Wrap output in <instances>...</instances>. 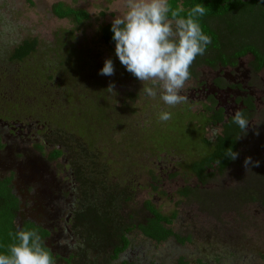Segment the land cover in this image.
I'll return each instance as SVG.
<instances>
[{"label": "rangeland", "instance_id": "374dc122", "mask_svg": "<svg viewBox=\"0 0 264 264\" xmlns=\"http://www.w3.org/2000/svg\"><path fill=\"white\" fill-rule=\"evenodd\" d=\"M59 4L85 10L89 18L59 17ZM126 5L0 0V179L10 181L18 199L17 228L32 222L47 230L42 239L58 257L54 264H109L127 228L130 245L120 264H264V69L253 71L248 54L234 68L201 66L185 82L181 95L194 111L208 92L216 93L210 89L218 90V77L226 85L217 92L221 103L233 111L250 95L256 107L240 136L238 157L200 184L188 169L195 157L162 153L150 143L147 129L171 106L159 95L147 97L151 82L126 71L115 46L102 39V28ZM210 24L229 49L253 44L264 52V2ZM26 40H37L35 51L14 60ZM108 58L114 75H99ZM221 132V125L209 127L206 136ZM55 145L64 153L50 159ZM247 157L259 166L246 167ZM186 187L195 194L181 197ZM148 200L163 214L176 212L165 226L174 233L170 237L159 240L142 230L152 218Z\"/></svg>", "mask_w": 264, "mask_h": 264}, {"label": "trees", "instance_id": "16d2710c", "mask_svg": "<svg viewBox=\"0 0 264 264\" xmlns=\"http://www.w3.org/2000/svg\"><path fill=\"white\" fill-rule=\"evenodd\" d=\"M264 0H169L173 10L179 7L184 8L182 16H186L189 9L195 4H203L206 7V15L199 17V23L205 34L209 35L212 43L208 45L203 55L197 56L190 66V76L196 75V69L201 66L212 68L238 66L241 58L248 54L254 56L251 63L253 71L260 72L264 69V52L253 44H246L237 49H229L224 42L223 35L212 27L210 20L217 17H225L233 12L243 8L255 7ZM55 14L62 18H74L77 22H82L89 18V13L82 9H73L65 7L62 4L56 5ZM111 24L102 28V39L106 44L115 46L112 40ZM37 47V40H26L20 44L14 51L12 58L22 61L30 56ZM222 79L217 82L223 84ZM202 107L194 111L192 103L184 100L182 103L166 108L165 111L171 112L172 118L166 122L159 119L155 120V125L147 129L150 131L152 138L150 143L153 148L159 152H181L195 157L188 165L189 171L198 178L200 184H206L210 181L216 172L223 173L233 163L234 160L227 158V153L231 149L238 151L240 145V136L243 131L233 123V116L227 117L223 108L217 109V101L210 97L207 101H200ZM245 108L242 112L249 121L255 110L253 98L245 99ZM103 117L101 120L106 121L104 106H100ZM100 120V121H101ZM222 125L221 134L212 139L206 136L207 128ZM3 144L0 142V147ZM63 154L61 149H54L50 158L56 159ZM156 188V187H155ZM157 189V188H156ZM195 190L189 187L182 188L178 194L181 197H189L195 194ZM264 204V198L261 200ZM18 205V199L12 192L9 180L0 179V251H7V246L13 242L9 233L19 230L15 223V210ZM146 208L152 214L147 225H141L142 230L149 236L162 240L173 235V231L165 227L171 225L176 212L171 215L161 213L159 209L148 200L145 203ZM102 216V213L101 215ZM107 222L109 219H105ZM22 230H36L43 238L49 232L32 222L25 224ZM121 231L119 243L113 247L110 254L111 263L120 264L117 261L119 255L127 250L130 245L127 232ZM46 247V246H45ZM47 250H51L46 247ZM54 261L57 256L51 252Z\"/></svg>", "mask_w": 264, "mask_h": 264}, {"label": "clouds", "instance_id": "9594fccd", "mask_svg": "<svg viewBox=\"0 0 264 264\" xmlns=\"http://www.w3.org/2000/svg\"><path fill=\"white\" fill-rule=\"evenodd\" d=\"M126 7L127 11L115 16L111 23L115 56L139 81L151 82L150 87L144 88L147 97L159 95L168 106L182 103L185 97L181 90L190 78V66L212 43L198 20L206 15V7L195 4L186 16L181 15L185 11L182 6L173 10L169 0H127ZM114 73L113 60L105 59L99 75L112 76ZM171 118V112L159 114L161 121ZM233 123L243 132L249 125L242 111L235 112ZM237 157L238 153L232 149L227 153L231 160ZM244 164L246 167L259 166L251 157H247ZM9 235L13 242L6 252L0 251V264H54L51 252L36 230L20 229Z\"/></svg>", "mask_w": 264, "mask_h": 264}, {"label": "flooded vegetation", "instance_id": "af4514ba", "mask_svg": "<svg viewBox=\"0 0 264 264\" xmlns=\"http://www.w3.org/2000/svg\"><path fill=\"white\" fill-rule=\"evenodd\" d=\"M254 60V59H253ZM199 68V67H198ZM262 71V70H261ZM218 79H221V78H216L215 79V85L216 86H218L217 88H218V90L217 89H215V88H213V87H211L212 89H210V90H212V91H215L216 90V93H214V92H208L207 94H206V97H205V100L204 101H207V99H209L210 97H213V99H215L216 101H217V104H216V108L217 109H219V108H223L224 109V113L226 114V116L227 117H230V116H234V114H235V112L236 111H242V109H244L246 106H245V99H247V98H249V97H252V96H250V95H248V96H245V97H241L239 100H238V102L237 103H235V106H236V108L232 111L231 110V108H229V106H227V105H225L224 103H221L218 99H217V95L219 94V93H217L219 90H221V91H219V92H222V90L223 89H225L226 88V85L223 83V81H222V85H221V83H219V82H217V80ZM253 98V97H252ZM253 102H254V99H253ZM255 104V103H254ZM222 126V125H221ZM17 127H19V125H17V124H15L14 125V127H12V130L13 131H15V129L17 128ZM48 134V133H47ZM0 142L3 144V142H2V137L0 136ZM52 145V144H51ZM4 144H3V146L2 147H0V149H3L4 148ZM41 149L43 148V147H40ZM54 149H61L62 151H63V153H64V150L60 147V146H54L53 147V149L50 151V153L48 154V157L50 158V155H51V153L54 151ZM59 158V157H58ZM51 159V158H50ZM153 217V216H152ZM15 218H16V215H15ZM149 221L150 220H148V222L145 224V225H147L148 223H149ZM16 223V222H15ZM119 258V257H118ZM185 264V263H184Z\"/></svg>", "mask_w": 264, "mask_h": 264}]
</instances>
